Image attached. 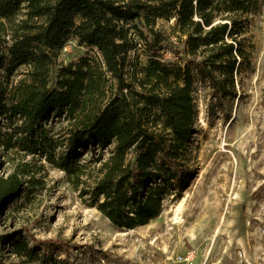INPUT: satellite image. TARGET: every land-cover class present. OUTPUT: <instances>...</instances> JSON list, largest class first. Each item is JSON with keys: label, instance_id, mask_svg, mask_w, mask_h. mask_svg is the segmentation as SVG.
Wrapping results in <instances>:
<instances>
[{"label": "trees", "instance_id": "16d2710c", "mask_svg": "<svg viewBox=\"0 0 264 264\" xmlns=\"http://www.w3.org/2000/svg\"><path fill=\"white\" fill-rule=\"evenodd\" d=\"M262 4L0 0V151L63 171L86 206L119 229L148 224L195 177L197 83L219 103L237 97L236 74L249 64L243 35ZM171 18L174 41L155 27ZM69 37L95 53L57 64ZM165 53L176 60L164 62ZM31 164L0 176V214L30 182ZM40 243L44 250L20 238L11 251L22 264H70L52 253L57 244Z\"/></svg>", "mask_w": 264, "mask_h": 264}, {"label": "rangeland", "instance_id": "374dc122", "mask_svg": "<svg viewBox=\"0 0 264 264\" xmlns=\"http://www.w3.org/2000/svg\"><path fill=\"white\" fill-rule=\"evenodd\" d=\"M155 27L176 40L174 18L158 19ZM243 37L249 64L236 74L237 97L219 103L197 83L195 177L175 203L127 235L118 236L121 229L86 206L63 171L0 151V176L21 162H33L34 169L0 214V235L13 238L0 243V263L22 264L11 244L25 238L40 251L42 241L57 244L52 253L70 264H264V0L249 16ZM94 53L69 37L56 63ZM162 60L176 58L165 53ZM23 71L16 69L11 82Z\"/></svg>", "mask_w": 264, "mask_h": 264}, {"label": "bare ground", "instance_id": "6f19581e", "mask_svg": "<svg viewBox=\"0 0 264 264\" xmlns=\"http://www.w3.org/2000/svg\"><path fill=\"white\" fill-rule=\"evenodd\" d=\"M183 202V199H181L180 201H178L176 203V210H179L181 208V204ZM178 217L175 218V221H177ZM135 231L134 228H131V229H121L120 231H118L117 235L118 236H124V235H127L131 232Z\"/></svg>", "mask_w": 264, "mask_h": 264}]
</instances>
